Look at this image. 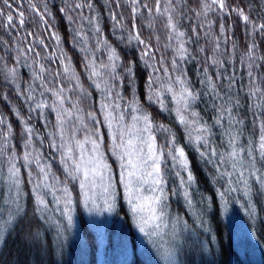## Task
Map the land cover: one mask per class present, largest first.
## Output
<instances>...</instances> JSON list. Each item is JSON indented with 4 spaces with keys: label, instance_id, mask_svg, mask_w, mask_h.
I'll return each mask as SVG.
<instances>
[{
    "label": "snow or ice",
    "instance_id": "snow-or-ice-1",
    "mask_svg": "<svg viewBox=\"0 0 264 264\" xmlns=\"http://www.w3.org/2000/svg\"><path fill=\"white\" fill-rule=\"evenodd\" d=\"M114 2L120 7L121 0ZM4 3L11 8L8 0ZM124 3L129 8V22L125 23L122 14L110 11L111 34L125 48H132L147 70L142 74L143 101L133 91L137 88V62L125 60L104 35L93 0H73L70 6L66 2L58 9L69 23L79 24L73 32L74 46L82 54L89 88L84 87L71 57L61 48L62 37L48 22L52 14L47 0L43 10L30 3L36 29L43 28L47 35L34 29L11 44L0 39V103L21 129L17 139L9 117L0 112V200L7 194V203L13 206L9 213L12 230L24 218L23 202L30 195L44 222L51 221L55 213L64 218L66 227L51 221L63 234L76 228L73 213L77 201L90 216L103 217L116 213L118 198H122L131 220L127 234H117L105 221L93 219V230L76 240L93 250L119 252L124 264H160L161 260L174 264L171 252L157 256L150 248L149 259L140 261L139 249L142 243L148 248L154 236L169 226L171 195L182 196L192 207L190 189L195 177L186 147L194 149L213 169L214 183L223 182L224 190L218 195L225 215L232 194L240 191L251 200L255 186L264 194V53L256 42L257 35L264 37V15H251L255 7L264 8V0H256L247 11L234 0H198L196 9H189L199 21L191 34L181 25L186 0ZM85 9L91 15H83ZM211 14L221 20L235 14L245 25L251 41L239 60L231 26L219 24L216 35V20L209 18ZM4 16L0 11V17ZM137 18L141 19L139 25ZM24 25L23 12L18 13L16 22L12 15L0 21V28L8 33ZM145 27L150 30L147 37L143 35ZM197 28L203 30L209 47L193 51V42L201 38ZM192 61L201 65L199 88L187 75L186 66ZM22 69H27L26 81ZM126 86L129 95L124 94ZM5 88L14 93L19 107L9 100ZM92 91L97 93L95 98ZM82 101L88 102L87 111L81 107ZM200 104L205 106L208 119L198 110ZM153 105L183 129L185 144L178 142L172 128L156 121L148 110ZM109 155L117 172L108 162ZM54 163L59 165L55 170ZM170 176L176 178L174 188L169 186ZM174 219V234L177 226L187 229L186 221L178 216Z\"/></svg>",
    "mask_w": 264,
    "mask_h": 264
},
{
    "label": "trees",
    "instance_id": "trees-1",
    "mask_svg": "<svg viewBox=\"0 0 264 264\" xmlns=\"http://www.w3.org/2000/svg\"><path fill=\"white\" fill-rule=\"evenodd\" d=\"M66 0H47L48 11L52 14L51 17L48 18L49 24L53 25V30L58 32L62 37L61 48L69 50V56L72 58L73 64L76 65L79 70L80 78L86 81L83 62L81 61L82 55H75V51L77 47H75V41L73 39L72 29L79 27V24L73 25L65 20L62 14L59 12V8L65 5ZM145 2L151 4L152 0H145ZM198 0H186L187 6L183 9L184 19L181 20L182 30L187 31L191 34L193 25H197L195 23V17L192 14V11L189 9H196ZM8 3L11 4V8L7 7L4 3V0H0V11H2L5 16L0 17V21H4L7 15H12L14 22L17 20V16L19 12L24 13L25 25L22 29L13 30L11 33L5 32L3 28H0V39L8 41L10 44L17 37L22 36L25 31L36 30L42 35H47L43 31V28L36 29V25L34 23V13L30 8V3L36 4L37 7H40L43 10L44 0H8ZM95 13L98 14L100 24L102 25L104 35L116 45L121 52V56L125 60H136L137 62V88L133 89L135 91L140 100L144 99V75L147 70L144 66L139 62L136 52L132 48H125L124 45L120 44V42L111 34L112 29V21L110 19V11H115L117 15H123V19L125 23L129 22V8L124 3V0H121L120 7H117L114 0H93ZM184 3V0H182ZM235 4H239L242 7L247 8L254 6L256 4V0H234ZM244 4V6H243ZM87 11V9H86ZM84 11V15L86 14ZM88 13V11H87ZM88 15V14H87ZM251 15L253 18H256L260 15H264V8L255 7V10L252 11ZM54 17V18H53ZM210 17L216 20L215 27L218 29L219 24L223 23L227 28L229 25L230 34L232 39L235 41L237 45V53L236 57L239 60L240 55L245 50V45L250 43L251 37L248 32L245 31L244 25H239L238 20L236 19L235 14L231 16H225L222 20L218 19L215 14H211ZM233 18V19H230ZM106 20V21H105ZM264 22V21H262ZM137 25L141 23V19L137 18ZM144 23H147V14L145 13ZM147 31V32H146ZM149 29L145 27L143 29V35L145 37L149 34ZM198 31V30H197ZM157 33L160 35L161 42H164V35L162 30L159 28L157 24ZM202 33V32H201ZM119 35V33H117ZM51 40H47L48 44H52ZM256 42L259 45V50L264 53V37L257 35ZM195 45V43L193 42ZM192 44V47H194ZM200 47H205L206 49L209 47L208 45L200 44ZM199 47H197L198 49ZM195 47L193 51L197 50ZM3 55V53H0ZM199 59V57H197ZM193 65L191 66V62L187 64V75L190 77L191 82L197 88H199L198 79L200 76L201 65L196 61H193ZM190 69L192 71V75L190 74ZM21 75L23 79L26 81L28 79L27 69L21 70ZM127 87V86H126ZM91 90V89H89ZM129 89L127 88V92ZM5 92L8 93L9 100L13 105L19 107L13 99V94L8 88H5ZM92 91V96L95 98L97 93ZM126 95V93H125ZM129 95V93H128ZM75 98V97H74ZM243 104V100L241 101ZM171 103H169V107H171ZM153 111L152 114L155 119L159 123L169 124L170 128H172V124H170L169 120L170 116L166 115L165 112H160L155 110L154 107H151ZM198 110H201L202 115L205 118H209L206 114V109L203 104L198 106ZM0 112H3L6 116L12 119L13 128L17 133L20 128L17 125V121L13 120V115L9 112L8 108L0 103ZM243 115V111L241 112ZM161 119V120H160ZM37 121V120H36ZM18 127V128H17ZM103 127V126H102ZM18 130V131H17ZM178 132V131H177ZM179 137V139H178ZM177 140L179 143L184 141V135H178ZM190 154V159L192 162V166L195 172V176L197 178L198 190L196 193V198L198 200H202L203 203H206L205 197L210 196L208 199L209 204L205 210L206 216L208 218V224L214 229L216 236L219 242H215L209 234H202L198 237L201 241H203L205 252H201L199 250L198 245H194L193 248L187 250L184 246L181 251V261L183 264H264V195L260 194L259 188L256 192H253V205L251 208L253 212H256L257 216L253 219V225L251 226L255 233L257 234L262 246V254L258 259L251 258L247 256L242 258L239 256L237 251L232 252L231 248L234 249L231 237H230V229L228 223L224 219L221 214L222 202L218 195H216L217 186L213 182V169L206 165L199 156L197 157V153L195 150L188 149ZM111 158V156H108ZM199 183V184H198ZM24 190L28 192V185L25 182ZM216 190V191H215ZM224 188L222 189V191ZM256 194V195H255ZM260 194V195H259ZM262 196V197H260ZM260 197V199H259ZM256 199V200H255ZM256 201V202H255ZM181 204V202H178ZM214 206V207H213ZM222 206V207H221ZM180 213H184L185 209L179 206ZM249 209L247 212H243L245 218L249 219L252 216L249 215ZM124 215L126 224L131 225V220L127 217L128 208L126 207V203H121L120 214ZM219 214V215H218ZM255 214V215H256ZM126 215V216H125ZM249 217V218H248ZM187 220L192 223L190 213L187 210ZM251 222V221H250ZM44 221L40 218L39 213L36 212L34 203L30 197V195H26L24 200V218L19 221V224L15 226V229L12 228L9 230L7 238L0 250V264H73L70 258H64L66 248H69L66 244H61L57 239L58 229L53 230L52 227L49 229H45L43 227ZM252 224V223H251ZM214 228H213V227ZM53 231H55L53 233ZM63 238V237H62ZM61 245L63 246V250L61 252ZM235 250V249H234ZM59 252V253H58ZM61 253V254H60Z\"/></svg>",
    "mask_w": 264,
    "mask_h": 264
},
{
    "label": "rangeland",
    "instance_id": "rangeland-1",
    "mask_svg": "<svg viewBox=\"0 0 264 264\" xmlns=\"http://www.w3.org/2000/svg\"><path fill=\"white\" fill-rule=\"evenodd\" d=\"M66 2L70 6L72 4L73 0H66ZM63 6H65V5H63ZM85 11H86V9H85ZM87 14L91 15L89 12L87 13V11H86L85 15H87ZM209 18L212 19L211 17H209ZM230 19H233V18H230ZM236 19L238 20L239 25H241V26L244 25L243 22L240 21L237 17H236ZM195 23H199V21H197L195 19ZM100 26L102 28L101 24H100ZM193 26L196 27L195 24ZM75 28H78V27L75 26ZM85 28H86V25H85ZM197 30L202 32L201 38H200L198 43H196L194 41L195 45L193 44V46L196 49H197V47H200V44H204V45L209 46L207 40L203 37V30L199 29V28H197ZM213 30H214L216 35H219V31L215 26H214ZM73 32H74V29H72V34H73ZM89 36H90V41H91V38H92L91 33H89ZM114 46H116V45H114ZM194 47H192V49H194ZM62 48L64 49V51L69 56L70 55L69 50L65 49L64 47H62ZM75 55H82V54L80 52H78V50H76ZM71 61H72V58H71ZM81 61L83 62L82 57H81ZM72 63H73V61H72ZM192 63H193V61L191 62V66L193 65ZM74 68H75L76 72H79L76 65H74ZM190 74L192 75L191 69H190ZM81 82L84 84L85 88H89L87 79H86V81L81 79ZM125 93H126V95H128V93H129V91L127 92V87L124 88V94ZM13 99L16 102V104L19 106V104L17 103V101L15 99L14 94H13ZM81 107L84 108L85 111H87L89 109L88 102L82 101ZM152 107H154L155 110L158 111V109L155 105H153ZM150 108H148V110L150 112L153 111ZM166 115L170 116L168 113ZM13 118H14L13 120H16L14 116H13ZM205 119H207V118H205ZM10 121H12V119H10ZM33 122L36 124L37 127H40L39 121L34 120ZM169 122H170V124H172L171 125L172 130L175 132L176 137H178V135H182V134L184 135L183 129L174 122V119L172 117L169 120ZM167 125L169 126V124H167ZM104 132H105V145L107 146L108 136H107L106 130H104ZM20 133H21V129L16 133L17 139H18ZM158 139H160V138L158 137ZM178 139H179V137H178ZM161 142H163V141H161ZM185 143L186 142H185V138H184V141H182L180 144L183 145ZM188 149H192V148L186 147L185 150L187 152V155H188V158L190 161V170L192 171V173L195 177V183L193 184V187L190 189L191 196H192V207L189 208L187 206V204H186L185 200L182 198V196H180V195H171L170 196L169 226L167 228H165L162 232H160L158 235L154 236V243H150L148 245V248H146L145 244H143V243L140 245V249H139V260L140 261H144V260L149 259L150 253H149L148 249L150 248L152 251L157 252V256H159V254L163 253V252H171L173 255L174 264H183L181 261V258H180V255H181L180 253L182 251L183 246L187 250H190L191 248L194 247V245L200 244V245H198V247L200 246L199 250L201 252H205V249L203 247L204 243H203V241H201L198 238L202 234H205V233L209 234L215 242H217V243L219 242L215 231L208 224V218H207L206 213H205V210L209 204L208 199L210 198V196L205 197L206 203H203L202 200H198L195 196L197 194L196 192L199 190H198V185H197V178L195 176V172H194L192 162L190 159L191 156L188 152ZM192 150H194V149H192ZM108 162L112 165L113 171L116 172L117 171L116 170L117 164L115 163L114 159L112 157L111 158L108 157ZM58 167H59L58 164H55V163L53 164L54 170L57 169ZM61 178H63V177H61ZM117 179H118V177H117ZM175 181H176V178L174 176L169 177L170 188L175 187ZM222 183L223 182H221V181L215 182V184L217 186V191L215 192L216 195H218V193L220 191H222V189H223ZM258 188H259V186H255L252 189L251 200L243 197V194L240 191L232 194V196L230 198V203H229V209H230L229 212L225 215V213L223 211V216H224V219L226 220V222L228 223V226L230 229L229 235L231 237V240H232V243H233V246L235 249L234 250L233 248H231V250H233L232 252L237 251L239 256L242 258L247 257L248 253H249L251 258L258 259L262 254V246L259 242V238H258L257 234L255 233V231L251 227L253 225V219L256 218L257 214H256V212H253V214L251 215L252 216L251 218L248 217L249 219H244L245 216L242 213V211L247 212L249 207H251L253 205V192H255ZM76 195H77L76 188H75V186H73L74 198L76 197ZM218 197H219V195H218ZM49 199H51V198H49ZM118 199H119V203L117 206L116 213L111 214V215L105 214L103 217L90 216L89 213L83 208V205L81 203H79V201H77L76 206H75V210L73 213L74 218H75V222H76L75 230H67L63 234H61L57 231V233H58L57 239L59 240V242L61 244H66L69 247V248H66L67 252L65 251L64 258H70L71 262L73 264H124V257L119 252H113L111 250L105 252V250L103 248H101L99 250H93V249L88 248L86 246H82L80 244V242L76 240L77 236H82L85 232L90 233L93 230L92 224H91V221L93 219H100L102 221H105L107 223V226L117 234L121 233V232L127 234L130 231V226L128 224H126L124 215H122V213L120 214L121 203L125 204V202L123 201L122 198H118ZM259 199H260V197H259ZM7 200H8L7 194H5V197L3 200H0V225H3V229H4L3 231H0V250H1L5 240L7 238L9 230L13 226V224L10 220V216H9V213L13 211V206L10 205L9 203H7ZM177 202H181V204H177ZM179 205H181V207L185 209L184 213H180V211H178ZM222 205L224 208V202L223 201H222ZM126 207L128 208L127 204H126ZM53 208H54V205H53ZM176 209H177V211H176ZM238 209H240L241 211ZM187 210L190 213L192 223L187 221ZM174 211H175V213H174ZM178 214H179V216H178ZM176 216L180 217L183 221H186L187 229H183L180 226H177L176 230H175V234H174L172 226L176 223V221L174 219V217H176ZM126 218H128L130 220V217L126 216ZM198 219L201 220L202 223H197ZM51 221H58L60 224L65 225V227H66V221L64 220L63 217H61V215L59 213H55L54 215H51ZM51 221H49L47 223L44 222L42 224L43 227L45 229L46 228L49 229L50 227H52L53 230L57 229L55 224L52 223ZM54 232L55 231H53V233ZM65 241H67V243H65ZM150 264H155V262L150 261ZM160 264H163L162 260H161Z\"/></svg>",
    "mask_w": 264,
    "mask_h": 264
},
{
    "label": "bare ground",
    "instance_id": "bare-ground-1",
    "mask_svg": "<svg viewBox=\"0 0 264 264\" xmlns=\"http://www.w3.org/2000/svg\"><path fill=\"white\" fill-rule=\"evenodd\" d=\"M243 6H244V4H243ZM105 21H106V20H105ZM146 32H147V31H146ZM50 42H51V41H50ZM78 52H79V51H78ZM160 120H161V119H160ZM159 122H160V121H159ZM37 123H38V122H37ZM17 128H18V127H17ZM17 131H18V130H17ZM187 148H188V147H187ZM189 150H190V149H189ZM197 157H198V155H197ZM115 166H116V165H115ZM116 167H117V166H116ZM116 167H115V168H116ZM116 170H117V169H116ZM116 170H115V171H116ZM116 172H117V171H116ZM198 184H199V183H198ZM215 191H216V190H215ZM255 192H256V191H255ZM259 193H260V192H259ZM260 194H261V193H260ZM260 194H259V195H260ZM255 195H256V194H255ZM262 195H263V194H262ZM260 197H262V196H260ZM255 200H256V199H255ZM171 202H172V201H171ZM221 202H222V201H221ZM255 202H256V201H255ZM175 204H176V203H175ZM177 204H179V203L177 202ZM179 206H180V205H179ZM222 206H223V205H222ZM222 206H221V207H222ZM175 207H176V206H175ZM173 210H174V209H173ZM179 210H180V209H179ZM179 210H178V211H179ZM238 210H240V209H238ZM176 211H177V209H176ZM223 211H224V208L222 207V209H221V211H220L221 214H222V216H223ZM240 211H241V210H240ZM174 213H175V211H174ZM218 215H219V214H218ZM178 216H179V214H178ZM223 217H224V216H223ZM184 218H185V217H184ZM185 219H186V218H185ZM125 221H126V220H125ZM187 221H188V220H187ZM249 225H250V224H249ZM212 227H213V226H212ZM213 228H214V227H213ZM54 229H55V228H54ZM252 229H253V228H252ZM213 230H214V229H213ZM259 242H260V240H259ZM260 244H261V242H260ZM261 246H263V245L261 244ZM58 253H59V252H58ZM248 256H250L249 253H248Z\"/></svg>",
    "mask_w": 264,
    "mask_h": 264
}]
</instances>
